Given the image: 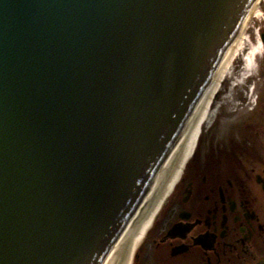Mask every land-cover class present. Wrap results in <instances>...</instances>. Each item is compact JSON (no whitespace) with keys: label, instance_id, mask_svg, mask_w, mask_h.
<instances>
[{"label":"water","instance_id":"water-1","mask_svg":"<svg viewBox=\"0 0 264 264\" xmlns=\"http://www.w3.org/2000/svg\"><path fill=\"white\" fill-rule=\"evenodd\" d=\"M259 0H0V264H113Z\"/></svg>","mask_w":264,"mask_h":264},{"label":"flooded vegetation","instance_id":"flooded-vegetation-1","mask_svg":"<svg viewBox=\"0 0 264 264\" xmlns=\"http://www.w3.org/2000/svg\"><path fill=\"white\" fill-rule=\"evenodd\" d=\"M234 103L201 126L131 264H264V66Z\"/></svg>","mask_w":264,"mask_h":264},{"label":"bare ground","instance_id":"bare-ground-1","mask_svg":"<svg viewBox=\"0 0 264 264\" xmlns=\"http://www.w3.org/2000/svg\"><path fill=\"white\" fill-rule=\"evenodd\" d=\"M264 0H259L252 15L258 12L259 7L261 4H263ZM251 15V16H252ZM250 16V17H251ZM250 19V18H249ZM247 25V24H246ZM244 31V30H243ZM247 42L245 38L243 37V32L241 33L234 49L232 50L226 64L224 65L218 79L216 80L182 150L180 151L179 155L177 156L176 160L174 161L173 165L171 166L170 170L166 174L165 178L163 179L162 182H166L164 185V190L162 192V196L160 197L158 203L156 206L153 208L151 213L147 215L146 217L143 218V213L138 219L137 223L135 224L134 228L132 229L131 233L129 234L128 238L126 239L122 249L120 250L115 262L113 264H131L132 258L134 253L136 252L137 248L140 246L142 240L144 239L145 235L147 232L150 230L152 223L154 221V218L163 205L165 199L169 196L171 191L173 190L174 186L177 184L179 179L181 178L183 169L189 159L191 158L193 151L195 149L197 139L200 136L201 133V126L204 124L211 107L214 104V99L216 98V95L218 94L221 84L227 79L228 75V69L230 66V63L232 62L233 58L238 55L240 56V51L244 47L246 48ZM262 49V43L259 40V38L256 39V43L254 46H250L246 48V53H244L241 57V62L243 65L244 70L246 71L247 64L246 61L248 57L250 58L253 54L254 51L257 49ZM255 61V60H254ZM254 65H252V68L250 69L249 72H252ZM247 73H245L246 75ZM252 75L251 73L249 76ZM153 198V197H152ZM152 200V199H151ZM150 200V201H151ZM150 204V202L148 203ZM145 214V213H144Z\"/></svg>","mask_w":264,"mask_h":264},{"label":"rangeland","instance_id":"rangeland-1","mask_svg":"<svg viewBox=\"0 0 264 264\" xmlns=\"http://www.w3.org/2000/svg\"><path fill=\"white\" fill-rule=\"evenodd\" d=\"M263 5L264 4H261L260 7L262 8ZM261 8L258 9L257 13L250 17L247 25L244 28L243 37L245 38L248 45L246 48L254 46L256 43V39L259 36L260 26L264 20V9L263 11H261ZM246 48L243 47L240 51V56L236 55L230 63L228 75L226 77L227 79L221 84L220 91L215 98H219V102H217L216 107L215 105L211 107L210 112L204 122L205 124H210L215 119V116L218 115L220 110H227V114H229L228 109L234 108V102L236 99L241 97V92L244 89H247V87H252L254 85V82H257L259 80L261 76V69L264 66V49L259 48L254 51V67L252 69L253 71L250 72L252 75L246 76L245 73L247 72L244 70L241 62V57L244 53H246ZM165 183L166 182H161L160 186L153 195L150 204H148L145 208V214L143 213L142 215L143 218L149 215V213H151L153 208L158 203L160 197L162 196ZM160 212L161 208L157 212L155 218L159 215ZM144 239L142 240V242L144 241Z\"/></svg>","mask_w":264,"mask_h":264}]
</instances>
